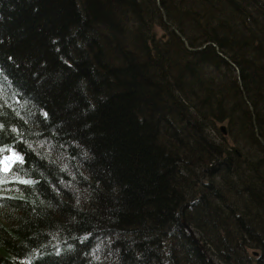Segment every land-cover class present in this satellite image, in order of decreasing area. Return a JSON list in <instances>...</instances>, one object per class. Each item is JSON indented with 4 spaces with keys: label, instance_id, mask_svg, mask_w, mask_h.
<instances>
[{
    "label": "trees",
    "instance_id": "trees-1",
    "mask_svg": "<svg viewBox=\"0 0 264 264\" xmlns=\"http://www.w3.org/2000/svg\"><path fill=\"white\" fill-rule=\"evenodd\" d=\"M0 18V152L23 156L0 171V264H264V0Z\"/></svg>",
    "mask_w": 264,
    "mask_h": 264
},
{
    "label": "rangeland",
    "instance_id": "rangeland-1",
    "mask_svg": "<svg viewBox=\"0 0 264 264\" xmlns=\"http://www.w3.org/2000/svg\"><path fill=\"white\" fill-rule=\"evenodd\" d=\"M163 18H164V14H163ZM1 20V18H0ZM103 26H105L106 29H108L110 26L109 25H106L104 24ZM98 28L100 29L99 25H98ZM102 28V27H101ZM111 28V27H110ZM101 30V29H100ZM159 35H162L163 38L161 41H157V43H164V40H165V35H164V32L163 30H160L157 32V35L155 36V38H157ZM112 40V39H111ZM205 45L203 46H199V47H195L193 48V50H198V49H201L202 47H204ZM219 55L223 56L222 53L218 52ZM224 58V56H223ZM226 59V58H225ZM227 60V59H226ZM228 61V60H227ZM229 62V61H228ZM214 69H216L217 72L220 73V77L221 78H224V80L226 81L223 82L226 86L228 85H235V82H234V74L228 70L224 65H222L221 63H218L216 66L213 67ZM0 81L1 82H4V84H8V81L6 80V65H4V63L1 61V64H0ZM214 79V78H213ZM1 82H0V85H1ZM213 84V83H212ZM195 91V90H194ZM221 126L224 127V130L225 132L227 131V123H226V120L225 121H221L220 122V128ZM221 134L226 137V133H222V130H221ZM261 141V139H259ZM42 144L41 145H45V144H48L45 140H41L40 141ZM51 149V148H50ZM237 150V149H236ZM53 152V150H49L48 147H47V150H46V154H49V152ZM51 152V153H52ZM54 153V152H53ZM17 157H19L20 159H17ZM22 160V157L20 156V154H18L16 151H14L13 149H10L7 151V153H5V155H3L1 158H0V166H1V169L3 171H7L9 170L12 165H15L17 162H20ZM17 172L21 173L19 170H17ZM16 177H18V175H15ZM63 187V186H62ZM67 190V189H66ZM69 191V190H67ZM74 197L77 198V196L74 195ZM92 201V200H91ZM90 201V202H91ZM0 218H1V214H0Z\"/></svg>",
    "mask_w": 264,
    "mask_h": 264
},
{
    "label": "bare ground",
    "instance_id": "bare-ground-1",
    "mask_svg": "<svg viewBox=\"0 0 264 264\" xmlns=\"http://www.w3.org/2000/svg\"><path fill=\"white\" fill-rule=\"evenodd\" d=\"M175 32H176L179 36H181V34H180L177 30H176ZM181 38L184 40L183 37H181ZM184 42H185V44H187L185 40H184ZM221 127H223V126H221ZM220 129H221V128H220ZM222 132H223V131H222ZM224 133H226V132H224ZM261 142H262V141H261ZM262 143H263V142H262ZM182 225L185 226V227L189 230V232H191V233L193 232V230H192L190 227H188V226L184 223L183 220H182Z\"/></svg>",
    "mask_w": 264,
    "mask_h": 264
},
{
    "label": "water",
    "instance_id": "water-1",
    "mask_svg": "<svg viewBox=\"0 0 264 264\" xmlns=\"http://www.w3.org/2000/svg\"><path fill=\"white\" fill-rule=\"evenodd\" d=\"M221 130H222L223 132H225L224 127H221Z\"/></svg>",
    "mask_w": 264,
    "mask_h": 264
},
{
    "label": "snow or ice",
    "instance_id": "snow-or-ice-1",
    "mask_svg": "<svg viewBox=\"0 0 264 264\" xmlns=\"http://www.w3.org/2000/svg\"><path fill=\"white\" fill-rule=\"evenodd\" d=\"M17 159H20L19 157H17Z\"/></svg>",
    "mask_w": 264,
    "mask_h": 264
}]
</instances>
